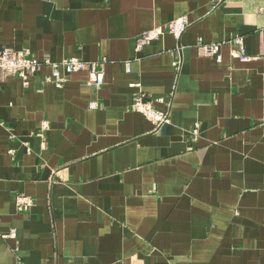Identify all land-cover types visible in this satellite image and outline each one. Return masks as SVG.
<instances>
[{
	"label": "crops",
	"instance_id": "1",
	"mask_svg": "<svg viewBox=\"0 0 264 264\" xmlns=\"http://www.w3.org/2000/svg\"><path fill=\"white\" fill-rule=\"evenodd\" d=\"M4 47L95 61L104 83L0 70V264H264V0H0ZM139 92L171 98V123L155 131Z\"/></svg>",
	"mask_w": 264,
	"mask_h": 264
},
{
	"label": "built area",
	"instance_id": "2",
	"mask_svg": "<svg viewBox=\"0 0 264 264\" xmlns=\"http://www.w3.org/2000/svg\"><path fill=\"white\" fill-rule=\"evenodd\" d=\"M190 25L191 22L188 16L180 15L169 22L168 32L176 37H180ZM164 33L165 30L162 27H155L142 33L137 39V50L140 51L144 45L159 39ZM228 42H232L237 46V49L233 50L234 56L240 58L241 60H249L252 58L247 53L242 36H236ZM223 43L224 42H206L201 38L198 42L199 52L203 56L215 57L216 60L221 61V46ZM180 64L181 61L177 60L175 61L174 66L179 68ZM41 66H49L51 68V71L45 80L57 88H62L64 86L66 74L80 71H88V85L100 87L104 83V73L102 69L99 68L98 63L95 61H88L76 56L55 61L50 58H38L27 49L19 50L10 47H4L0 49V70L8 74L18 76L25 87L30 85V78ZM128 70H130L129 67ZM131 86H139V84L131 83ZM153 101L165 104V109L157 108ZM89 107L96 108L97 102L91 101L89 103ZM132 107L152 122L155 131L159 130L164 125L171 123V98L158 97L155 98V100H151L148 99L142 92H139L133 97ZM1 125L2 122L0 121V126ZM49 128L50 122L48 120H44L42 122L41 130L38 132V134L43 136L44 132ZM200 130L201 124L197 121L191 131L195 136H198ZM10 137L15 138V135L11 134ZM30 150V147H28L29 152ZM32 203V198L27 195L16 196V210L19 212L29 210V208L32 206ZM15 236V231H11L9 234L5 235V237Z\"/></svg>",
	"mask_w": 264,
	"mask_h": 264
}]
</instances>
